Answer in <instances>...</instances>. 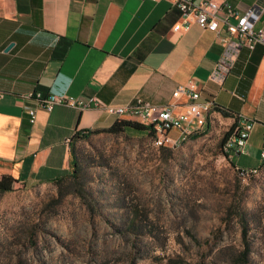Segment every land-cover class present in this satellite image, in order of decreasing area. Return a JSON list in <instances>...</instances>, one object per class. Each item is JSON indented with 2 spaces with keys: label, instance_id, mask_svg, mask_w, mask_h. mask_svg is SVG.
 <instances>
[{
  "label": "crops",
  "instance_id": "1",
  "mask_svg": "<svg viewBox=\"0 0 264 264\" xmlns=\"http://www.w3.org/2000/svg\"><path fill=\"white\" fill-rule=\"evenodd\" d=\"M216 1L239 12L264 6V0ZM181 20L169 0H0V173L51 182L71 170L68 140L76 131L106 128L121 118L56 105L38 108L30 123L22 107L28 92L95 95L113 105L141 97L179 114L190 98L173 92L191 81L199 101L230 113L208 105L203 116L226 127L235 122L234 129L254 122L244 152L232 159L236 168L264 170V43L250 50L221 28L193 22L175 30Z\"/></svg>",
  "mask_w": 264,
  "mask_h": 264
},
{
  "label": "rangeland",
  "instance_id": "2",
  "mask_svg": "<svg viewBox=\"0 0 264 264\" xmlns=\"http://www.w3.org/2000/svg\"><path fill=\"white\" fill-rule=\"evenodd\" d=\"M211 125L93 134L60 185L0 173V264H264V170L242 177Z\"/></svg>",
  "mask_w": 264,
  "mask_h": 264
},
{
  "label": "built area",
  "instance_id": "3",
  "mask_svg": "<svg viewBox=\"0 0 264 264\" xmlns=\"http://www.w3.org/2000/svg\"><path fill=\"white\" fill-rule=\"evenodd\" d=\"M158 1V0H151ZM173 3L181 15V22L176 23L173 28H187L193 22L203 29L218 32L219 29L225 30L227 38L234 37L238 40L239 46L253 49L257 43H264V27H256L260 13L264 6L252 5L243 12L235 10L228 4L224 8L216 0H169ZM234 21H232V20ZM226 39V38H225ZM224 39V40H225ZM185 93L190 101L185 106L183 112L175 114L169 105H155L136 97L126 105H113L102 102L97 96H69L47 94L43 95L39 91H31L22 95V107L28 114L30 123H34L38 108L52 110L54 106H68L84 110L95 108L113 116L133 119L141 124L149 125V119L158 116H173L178 119V127H154L156 131V141L163 145L175 146L189 131L197 127H205L203 111L207 105H214L213 101H199L200 91L195 82L178 86L173 92L174 95ZM253 121H243L240 123L238 137L227 138L224 143V150L233 153H243L251 130ZM171 130H176V135H172ZM261 159L264 157V137L261 146ZM251 169H243L244 175L251 174Z\"/></svg>",
  "mask_w": 264,
  "mask_h": 264
},
{
  "label": "trees",
  "instance_id": "4",
  "mask_svg": "<svg viewBox=\"0 0 264 264\" xmlns=\"http://www.w3.org/2000/svg\"><path fill=\"white\" fill-rule=\"evenodd\" d=\"M213 108L216 110L218 109L222 115L224 116H228L230 113L224 109H219L216 108L215 104L213 105ZM213 118H211V116H208L207 118V123L205 126V129L203 132L199 133V134H192L191 138H196L197 136L204 134L207 130H209L211 128V124L213 122ZM235 122L231 125V127L229 128V130L227 132L224 133L223 139H222V152L224 154V156L229 160L230 164L232 165V167H234L242 177H248L251 175H255L254 173L248 174V175H244L243 173V169L241 168H236V165L232 159V153L228 152L226 150H224V143L227 140V138H230L233 134H235L237 132V128L238 126L234 129ZM154 127H158L156 124H151L149 123V125H145V124H141L140 122L133 120V119H128V118H117L113 121V123L106 127V128H101V129H87V130H83V131H76L74 133V135L72 136V138L70 140H68V142L70 143V150H71V170L68 172H63L59 177H57L56 179H54L52 182L60 185L63 184V182L65 180H73V179H79L80 175H81V164L80 161L78 159L77 156V150H76V146L75 143L78 140L81 139H88L91 135L96 134V133H110V134H120V133H126L127 131L129 132H137V133H147L149 136H151L154 141L156 138V131L153 128ZM161 146V145H158ZM239 154V153H237ZM257 170L259 171V168H257Z\"/></svg>",
  "mask_w": 264,
  "mask_h": 264
},
{
  "label": "bare ground",
  "instance_id": "5",
  "mask_svg": "<svg viewBox=\"0 0 264 264\" xmlns=\"http://www.w3.org/2000/svg\"><path fill=\"white\" fill-rule=\"evenodd\" d=\"M149 123L156 124L158 127H162V126H165V125L169 126V127H178V119H176V118H173V119H161V120L158 119V118L149 119ZM239 130H240V126L237 128V132L235 134H233L230 138L238 137ZM192 131H195V130H192ZM262 161L264 162V157L262 158ZM257 171L258 170L256 168L255 170H252L251 173H255Z\"/></svg>",
  "mask_w": 264,
  "mask_h": 264
}]
</instances>
